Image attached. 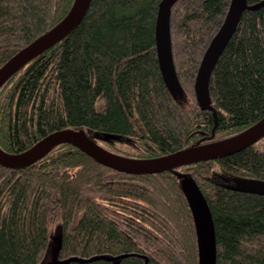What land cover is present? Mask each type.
Listing matches in <instances>:
<instances>
[{
    "label": "trees",
    "instance_id": "obj_1",
    "mask_svg": "<svg viewBox=\"0 0 264 264\" xmlns=\"http://www.w3.org/2000/svg\"><path fill=\"white\" fill-rule=\"evenodd\" d=\"M74 1L0 0V68L57 25ZM161 1L91 0L77 27L0 87V147L18 153L74 129L120 155L153 158L260 121L264 0H247L213 66L207 105L197 76L232 0H177L171 8L169 50L188 104L161 67ZM179 174L207 201L216 264H264V192L228 182L232 175L264 180V137L236 153L158 173L116 170L69 143L24 167L0 164V264H42L56 224L55 264H200L196 215Z\"/></svg>",
    "mask_w": 264,
    "mask_h": 264
},
{
    "label": "water",
    "instance_id": "obj_2",
    "mask_svg": "<svg viewBox=\"0 0 264 264\" xmlns=\"http://www.w3.org/2000/svg\"><path fill=\"white\" fill-rule=\"evenodd\" d=\"M176 1L177 0H162L159 6L157 45L164 75L168 69V57L171 56L169 50V23L171 8ZM90 4L91 0H75L68 14L61 22L9 59L0 68V85L34 57L66 37L81 22ZM246 6L247 0H232L224 24L214 37L204 55L196 83L198 97L203 105L209 103L208 82L213 66L222 48L231 37L239 16ZM115 137L116 136L112 134L104 136L105 139ZM262 137H264V117L246 130L220 141L189 146L153 158H132L115 154L102 147L83 130L63 129L50 133L34 146L22 152L10 153L0 147V164L7 167H24L40 159L55 145L69 143L87 152L98 162L116 170L134 174L158 173L175 171L178 167L184 165H190L236 153L252 145ZM179 175L184 176L183 184L192 202L196 215L200 236V264H216L215 229L207 201L201 190L188 175ZM247 190L254 191L255 189ZM55 263L56 261L54 260L52 264Z\"/></svg>",
    "mask_w": 264,
    "mask_h": 264
},
{
    "label": "rangeland",
    "instance_id": "obj_3",
    "mask_svg": "<svg viewBox=\"0 0 264 264\" xmlns=\"http://www.w3.org/2000/svg\"><path fill=\"white\" fill-rule=\"evenodd\" d=\"M165 77L167 82L173 91V93L177 96V98L184 104H188L190 99L186 95L183 87L179 83L176 72L173 65V59L171 56L168 57V69L165 73ZM172 86V87H171ZM173 88V89H172ZM228 182L232 186L239 187V188H246V189H255L264 191V180L254 178V177H244V176H237L232 175L228 177ZM51 244L49 247V251L47 254L46 259L43 261L42 264H52L54 261V254L56 248L61 243V226L58 224L54 225L51 230Z\"/></svg>",
    "mask_w": 264,
    "mask_h": 264
},
{
    "label": "bare ground",
    "instance_id": "obj_4",
    "mask_svg": "<svg viewBox=\"0 0 264 264\" xmlns=\"http://www.w3.org/2000/svg\"><path fill=\"white\" fill-rule=\"evenodd\" d=\"M230 5H231V4H230ZM228 12H229V11H228ZM61 21H62V20H61ZM61 21H60V22H61ZM53 27H54V26H53ZM44 33H45V32H44ZM11 76H12V75H11ZM11 76H10V77H11ZM10 77H9V78H10ZM9 78H8V79H9ZM8 79H7V80H8ZM5 81H6V80H5ZM5 81L0 85V87L5 83ZM171 87H172V86H171ZM181 87H182V86H181ZM172 89H173V88H172ZM173 95H174V94H173ZM44 138H45V137H44ZM44 138H42V139H44ZM42 139H41V140H42ZM41 140H39V141H41ZM39 141H38V142H39ZM55 146H56V145H55ZM55 146H54V147H55ZM111 152H112V151H111ZM113 153H115V152H113ZM115 154H119V153H115ZM119 155H120V154H119ZM94 159H95V158H94Z\"/></svg>",
    "mask_w": 264,
    "mask_h": 264
}]
</instances>
